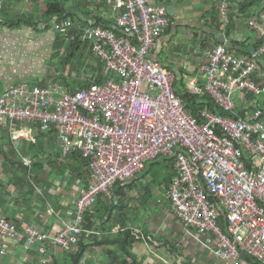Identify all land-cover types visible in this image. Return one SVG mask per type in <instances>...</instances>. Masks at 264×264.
Returning <instances> with one entry per match:
<instances>
[{
    "label": "built area",
    "instance_id": "2783aa9c",
    "mask_svg": "<svg viewBox=\"0 0 264 264\" xmlns=\"http://www.w3.org/2000/svg\"><path fill=\"white\" fill-rule=\"evenodd\" d=\"M95 1L109 5L113 23L71 17L52 22L66 46L80 44L100 63L93 81L77 89L57 83L0 88V137L17 143L26 129L53 133L63 153L80 155L89 170L73 219L54 233L0 217V256L13 245L27 254L38 246L37 263L53 264L55 250L70 252L90 233L85 218L99 197L113 200L117 185L166 159L177 173L166 196L183 227L211 236L215 256L229 264H241L243 256L264 264V74L258 61L264 23L248 22L262 40L258 52L243 56L225 45L210 46L184 87L179 73L153 57L170 27L165 4ZM229 10V0H222L226 24ZM191 67L190 59L184 70ZM183 89L208 96L216 109L195 117L179 93ZM17 151L30 174L35 162Z\"/></svg>",
    "mask_w": 264,
    "mask_h": 264
},
{
    "label": "crops",
    "instance_id": "0c3cea01",
    "mask_svg": "<svg viewBox=\"0 0 264 264\" xmlns=\"http://www.w3.org/2000/svg\"><path fill=\"white\" fill-rule=\"evenodd\" d=\"M152 1L166 5L170 20L168 34L158 41L153 50L154 59L159 61L164 48L170 44L173 23L177 27L182 26L183 28L182 30L176 29L174 37L176 42L178 38L183 39L184 36L187 43H194L192 40L196 39L201 41L200 43L206 44V49L210 46H218L211 39L214 30L209 28V25H211L212 17L211 8L214 5L220 8L222 0ZM244 1L229 0L231 26L227 28H225L226 23L221 20L218 10L217 17L224 27L222 26L220 31L215 34L221 40L220 45L227 46L233 54L246 56V54L238 52H242L243 48L247 52L262 41L259 34L250 28L248 22L255 19L264 23V0H254V4L243 15L240 4ZM50 3H62L66 10L65 17L78 18L82 21L93 19L99 24L114 22L111 8L106 2L99 4L95 0H0L2 5L0 11V88L2 90L21 84L47 85L41 81L40 76L41 72L47 69L46 62L52 59V53L59 52L61 49L68 50L69 45L66 46L53 30L52 22L55 21H48L46 17L47 7ZM183 9L185 13L182 12ZM176 14L181 18L175 20ZM22 18L31 20L33 23L26 25L22 22ZM18 20H21V23H16ZM57 40H61L63 43L59 50L55 48ZM201 47L199 46L197 50L193 51L196 61L203 60ZM84 50L87 51V57H89L90 54L86 47L78 52L82 54ZM181 55L176 56L180 60L179 63L183 60L181 57H186ZM258 61L264 74V55H259ZM164 68L178 72L182 77H191L192 80L193 75L197 74L196 72L199 70V65L197 62L192 63V67L187 72L177 71L178 67L175 62ZM95 69L98 72L101 70L100 66ZM69 72L66 70L67 74ZM68 76L69 81L65 83L70 85V88L77 89L81 86L80 83H78L79 85L76 83L79 77ZM32 81L37 84H32ZM203 82V80L200 81L201 84ZM57 84L68 88L64 86V83ZM24 133L27 134L26 138L17 143H13L7 134L0 137V161L2 164H0V190L5 192L4 195L0 193V217L10 219L19 226L33 225L45 232L54 233L64 221L73 219L80 191L87 184V175L82 176L85 164L80 166L84 160L77 163L71 158L72 156L65 155L53 133L37 132L35 128L26 129ZM17 150L32 157L36 166L43 167L38 170L33 166L34 174L39 178V181L35 179V176H32L33 170L29 174L27 169L29 185L25 184L22 190L18 188L19 184L16 185L11 180V176L7 175L4 169L7 163L21 162ZM50 159H53L62 168V172L57 173L51 170ZM151 163L147 164L145 170L134 181L128 185H122L125 187L126 195L122 197V205L114 210L112 222L108 221L104 215L106 208L111 205L114 199L109 201L105 196L99 197L98 203L88 212L85 219V223L88 225L87 217L90 220L92 216L90 220L92 228L87 236L97 237L100 241L127 231L134 232L137 242L130 248V256L121 253L115 246H93L89 250L84 264H113L112 260L117 257V259L120 258V262L128 264H229L215 256V242L211 236L188 231L176 219L166 196L168 188L165 184H155L151 180V176H149L150 178L143 177ZM171 167L173 166H170V173L173 169ZM162 175L166 176L167 174L163 171ZM6 187L10 189L11 193L9 190L7 191ZM41 198L46 203L41 202L43 206L40 207L35 204V201H41ZM96 207H98L97 210H95ZM21 249V247L13 245L7 255L11 257L10 261L0 260V264L17 262L39 264L37 263L38 246L28 254L24 251L21 252ZM67 254L68 252L55 250L53 264H69ZM1 258L4 257L0 256ZM241 264L259 263L248 256H243Z\"/></svg>",
    "mask_w": 264,
    "mask_h": 264
},
{
    "label": "trees",
    "instance_id": "16d2710c",
    "mask_svg": "<svg viewBox=\"0 0 264 264\" xmlns=\"http://www.w3.org/2000/svg\"><path fill=\"white\" fill-rule=\"evenodd\" d=\"M253 4H254V0H245L243 3H241L240 9H242V11H241L242 14L245 15V12H247L249 7ZM218 10H219V6H217V5H214L211 8L212 17L210 19L211 25H209V28H212L214 30V32L212 33L211 39L213 40V43L215 45L221 44V40L216 37V34H217L216 32H219L220 28L223 26V23H221V21L217 17ZM65 13H66V10H65L62 3H50L47 7L46 17H47L48 21L54 20L55 22H60L65 18ZM22 22L25 23L26 25L33 23L31 20H28L25 18H22ZM16 23H21V20H18ZM15 24H12V25H15ZM16 25H19V24H16ZM229 26H231V20H229V23L226 24L225 28H227ZM261 44H262V41L258 42V44L253 49H250L247 52H245V49L243 48L242 52H238V53L246 54V55H252L253 52H255V53L258 52ZM62 46H63L62 41L57 40V44L55 47L56 50H59ZM205 47H207V45L202 43V48L206 49ZM79 50H80V44H76V45L70 44L68 47V51H71V53L72 52H78ZM91 72L94 76L97 74V70L95 68H93V70ZM64 86L70 88V85H68L66 83H64ZM179 93L181 94V97L184 99V101L186 103V108L188 109V111L197 118L200 117L201 111L204 110L205 108H209L211 110L216 109L214 102L207 96L201 97V96L192 94V93H190V91L188 89H185V90L183 89V90L179 91ZM71 156H72L71 158L75 162H77V163L82 162V158L80 155L76 154V155H71ZM6 159H8V156H6ZM161 160H162L161 162H158L157 160L152 162L150 164V166L148 167V169L146 170L143 177H146L147 175H151V180L153 182H155V184L159 185V184L163 183V184H165L166 188H168L169 184L176 177L177 173L173 167H171V168H173L172 169L173 173L172 172L168 173L166 171L167 170L166 168L167 167L170 168V166H173L172 162H170L166 159H161ZM83 163L85 164V166L83 168L82 176L85 177L87 175V177H88L89 170L87 168V163L85 161H83ZM35 164H34V166L38 170L43 169L42 166H39V165L36 166ZM156 164L160 165V168H159L160 171L159 170L156 171L153 169V167ZM49 165H50V168L52 171H56L57 173L62 172V168L59 167L58 164L55 161H53V159H50ZM165 165H167V167H165ZM61 166H63V165H61ZM4 169H5V173L7 175L11 176V180L16 185L19 184L20 187H18V188L20 190L24 189L25 184L29 185V183L27 181V168L24 167V165L21 162L15 161V162L7 163V164H5ZM163 171L166 172V174H167L166 176L162 175ZM150 172H152L153 174H150ZM21 174H22V176H21ZM32 176H35V179H37L39 181V178L36 177V174H34V167H33ZM125 195H126L125 187H123L121 184L117 185L114 188V200L112 201L111 205L108 208H106L105 215H104V217L107 218L108 221L112 222L113 212L115 209L119 208L120 205H122L121 200H122V197H125ZM170 204H171V202H170ZM91 219H92V216H91L90 220ZM90 220L87 217L86 222L88 225H86V223H85V230L89 231L92 228V224H91ZM100 221H103V220H100ZM90 240H92V241L90 242ZM136 242H137V238L134 235V232H132V231L120 233V234H117L116 236L109 237L108 239H104L101 241L98 240L97 237H91V236L89 237L87 235H83L80 239L79 244L72 251L68 252V254H67V256L69 257V264H84L86 256H87L89 250L93 246L94 247L115 246V247H117V249L121 253L130 256V248ZM117 258H114L115 260L114 259L112 260L113 264H128L126 262L125 263L120 262V260H119L120 258L119 259H117ZM134 264H136V263H134Z\"/></svg>",
    "mask_w": 264,
    "mask_h": 264
},
{
    "label": "rangeland",
    "instance_id": "374dc122",
    "mask_svg": "<svg viewBox=\"0 0 264 264\" xmlns=\"http://www.w3.org/2000/svg\"><path fill=\"white\" fill-rule=\"evenodd\" d=\"M197 1L203 2V0H197ZM182 12L185 13V10L183 9ZM180 18L181 17L178 16L177 14L174 17L175 20H178ZM176 29L182 30L183 28H182V26L177 27L173 23V25L171 26V34H170L171 42H170V44H167L168 47L164 48L163 52L160 55L159 61L161 62V64L164 67H168L171 63L175 62L176 66L178 67L177 71L182 70L184 72H187V70H184V65L187 61L190 62V59H191V62L194 64L197 62V64L199 65V68H200L202 61H200L198 59H197L198 61L195 60V58H194L195 54L193 53V51L197 50V48L199 46H202V43H200L201 41H198L195 38H193V39H195V41L192 40V42H194L195 44L190 43V42L187 43L184 40V38H186V37L183 36L182 37L183 39L178 38L177 42H176V40L174 39V37L176 36V34H175ZM167 34H168V32H166L165 35H167ZM187 41H189V40H187ZM178 49H179L180 53L177 52ZM182 49H183V52H182ZM203 51H205V49L201 47V53H203ZM178 54L179 55L182 54L181 56H186L185 58L181 57V59L183 58V60L180 63H179L180 60H178L176 58V56ZM187 54H189V55H187ZM52 55H53L52 59L48 60L46 62L45 66L47 67V69L44 72H41V74H40L41 81L45 82L47 85L48 84H55V83H65L66 81H69L68 75H71L72 76L71 78H76V76L77 77L81 76L80 78L82 80L76 81L77 84L78 83L81 84V82L86 83L87 81L90 82L92 80V77H93V74L91 71L93 70L94 67L98 68L100 65V63L98 61H96L92 55L87 57L88 54H87L86 50H84L83 53L81 54L80 52H72L71 53V51H68L66 49H61V50H59V52H55L54 54L52 53ZM66 70L70 71L69 74L66 73ZM179 78L180 79H179L178 83L182 84L184 87L191 80V77H188V76L187 77L181 76ZM32 84H37V83H34L32 81ZM1 160H2V158H1ZM157 161L161 162L162 160L159 159ZM0 164H1V161H0ZM80 166H84V163H82ZM159 168H160L159 164H156L153 167V169L156 171L159 170ZM166 171L168 173H170L171 170L168 167ZM0 173H1V171H0ZM150 174H153V173L150 172ZM149 176H151V175H147L146 177H149ZM3 183H4V185L7 186V184L4 181H3ZM6 189H7V191L8 190L10 191V189L8 187H6ZM0 193L2 195L5 194V192H3V190H0ZM10 193H11V191H10ZM41 202L43 204L46 203L44 201V199L41 198V201L40 200H38L37 202L35 201V204H38L41 207V206H43V204L41 205ZM123 203H125V202H123ZM108 204H110V203H108ZM97 209H98V207L95 208V210H97ZM148 242L150 243L151 241H148ZM22 251L23 250L21 249V252ZM10 259H11L10 256H6L4 258H1L0 260L5 261V262H9ZM14 264H21V263L17 262Z\"/></svg>",
    "mask_w": 264,
    "mask_h": 264
}]
</instances>
